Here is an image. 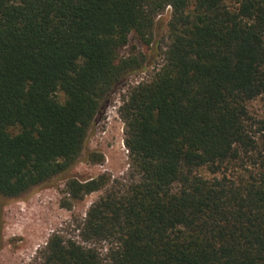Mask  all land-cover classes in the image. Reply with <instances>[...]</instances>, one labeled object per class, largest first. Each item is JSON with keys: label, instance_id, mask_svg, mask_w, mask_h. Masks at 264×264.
Listing matches in <instances>:
<instances>
[{"label": "trees", "instance_id": "1", "mask_svg": "<svg viewBox=\"0 0 264 264\" xmlns=\"http://www.w3.org/2000/svg\"><path fill=\"white\" fill-rule=\"evenodd\" d=\"M168 7L163 62L119 108L129 180H69L104 193L37 264H264V0H0V194L75 165Z\"/></svg>", "mask_w": 264, "mask_h": 264}, {"label": "rangeland", "instance_id": "2", "mask_svg": "<svg viewBox=\"0 0 264 264\" xmlns=\"http://www.w3.org/2000/svg\"><path fill=\"white\" fill-rule=\"evenodd\" d=\"M171 7L158 17L151 44L143 43L136 35L122 51L123 56L143 54L144 62L136 72L130 73L115 88L107 99L101 113L94 119L88 133L82 155L75 165L46 183L34 187L17 198L0 194V264H37L42 247L51 234L62 231L75 237V229L86 216L90 206L103 195L97 190L77 198L69 193L67 182H79L101 175L114 180L128 181L129 153L125 144V124L120 115V106L129 89L141 81L149 80L158 65L163 62V47L167 42V21ZM59 97L64 99L63 92ZM250 112L264 118V101L249 103ZM11 127L12 133L19 132Z\"/></svg>", "mask_w": 264, "mask_h": 264}]
</instances>
